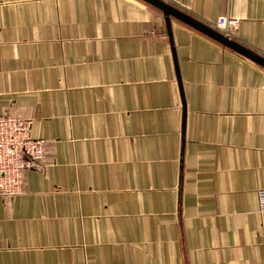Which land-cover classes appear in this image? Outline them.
<instances>
[{
    "label": "crops",
    "instance_id": "crops-1",
    "mask_svg": "<svg viewBox=\"0 0 264 264\" xmlns=\"http://www.w3.org/2000/svg\"><path fill=\"white\" fill-rule=\"evenodd\" d=\"M161 1L237 18L264 58V0ZM2 115L45 156L0 197V264H264V67L202 31L144 0H0Z\"/></svg>",
    "mask_w": 264,
    "mask_h": 264
},
{
    "label": "built area",
    "instance_id": "built-area-1",
    "mask_svg": "<svg viewBox=\"0 0 264 264\" xmlns=\"http://www.w3.org/2000/svg\"><path fill=\"white\" fill-rule=\"evenodd\" d=\"M237 18L219 17L215 29L224 37H236ZM31 123L12 115L0 116V197L13 198L23 191L24 173L39 167L45 156V141L34 139ZM259 205L264 213V190L259 192Z\"/></svg>",
    "mask_w": 264,
    "mask_h": 264
},
{
    "label": "water",
    "instance_id": "water-1",
    "mask_svg": "<svg viewBox=\"0 0 264 264\" xmlns=\"http://www.w3.org/2000/svg\"><path fill=\"white\" fill-rule=\"evenodd\" d=\"M151 5L157 7L163 12V15L166 18V23L168 29L171 28V17H174L175 19H178L179 21H182L183 23L202 31L206 35H209L213 39H216L220 43L224 44L225 46L229 47L236 53L244 56L248 60H252L256 64L264 67V58L259 56L257 53H255L252 50H248L245 47L239 45L238 43L224 37L219 32L210 29L209 27L203 25L202 23L194 20L193 18L189 17L188 15H185L184 13L178 11L177 9L169 6L168 4L164 3L161 0H144ZM174 58L176 59L175 51L173 49ZM177 73L179 74L178 66L176 64ZM180 75V74H179ZM180 77V76H179ZM181 85V84H180Z\"/></svg>",
    "mask_w": 264,
    "mask_h": 264
}]
</instances>
